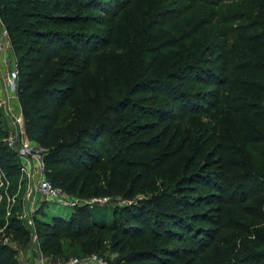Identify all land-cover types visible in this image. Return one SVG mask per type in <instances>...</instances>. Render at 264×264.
I'll list each match as a JSON object with an SVG mask.
<instances>
[{
    "label": "trees",
    "instance_id": "16d2710c",
    "mask_svg": "<svg viewBox=\"0 0 264 264\" xmlns=\"http://www.w3.org/2000/svg\"><path fill=\"white\" fill-rule=\"evenodd\" d=\"M205 1L214 3L213 9L231 3L222 7L231 8L230 15L222 16V20L236 24V40L245 46L244 53L234 51L229 58L224 42L217 39L210 46L199 45L192 56L183 58L180 65L169 71H152L158 58H143L138 60L142 67L139 63L132 66L131 85L117 87L110 94L86 88L79 82L74 84L84 74L92 55L110 42L102 33L76 30L73 26L95 20L105 26L125 8L126 0H0V19L17 56L18 94L26 129L31 139L48 148L47 176L65 191L78 188L80 194L88 195L118 191L117 194L133 198L147 190V185L142 184L146 177L135 180L136 171L144 175L156 170L166 174L185 151V144L178 143L174 136V125L183 119L201 113L218 115L228 107L250 121L249 127L237 132L225 125L215 126V136H210L212 142H217L218 157L213 168L184 176L190 182H200L210 191L208 195L152 194L138 204L101 213L102 218L81 206L69 216L57 214L38 220L36 234L39 249L45 255L54 259L70 257L63 254L60 236L94 248L101 245L105 235L122 243L121 262L181 263L183 256L191 253L181 243H193L202 254H207L220 227L234 230L238 238L232 245L231 257L212 264H264V231L251 230L252 224L244 225L224 212L225 206H238L248 221L264 223V20L257 15L262 5L247 10L245 6L251 0ZM63 3L74 10L58 12ZM90 10L100 14L95 16ZM232 66L235 67L231 71ZM183 80L204 90L194 92L182 82L176 83ZM229 82L236 90L224 103V87ZM50 109L57 111L49 112ZM205 147H196L195 154L202 157ZM3 158H7L12 188L16 190L20 176L16 170L21 169L19 157L8 144H0V160ZM102 162L112 167L110 173L103 174L98 168ZM185 167L180 168L183 173L189 170ZM6 202L0 206V226L14 244L32 242L30 231L17 216L19 206L6 225ZM46 204L39 209L44 216ZM203 204L209 207L207 213L190 212ZM146 213L159 224L147 233L137 224L143 223ZM201 219L208 220L212 227H192ZM143 234L157 243L166 235L180 246L133 249ZM92 253L96 252L77 255ZM20 258L13 246L0 244V264H21ZM205 262L209 264L207 257Z\"/></svg>",
    "mask_w": 264,
    "mask_h": 264
},
{
    "label": "rangeland",
    "instance_id": "374dc122",
    "mask_svg": "<svg viewBox=\"0 0 264 264\" xmlns=\"http://www.w3.org/2000/svg\"><path fill=\"white\" fill-rule=\"evenodd\" d=\"M59 1L62 2V0ZM123 1L124 0H122V2ZM203 1L205 0H126L127 3H124L126 4L125 8L120 11L113 22H110L105 26H100L99 23L101 22L98 20L86 25H72L76 30L84 28L94 33H102L105 37H108L110 42L109 46L92 55L91 59L87 62L84 74L79 77L74 84L79 82L86 88L100 90L111 94V90H115L117 87H126L127 84L129 87L131 85L130 76L132 66L139 63L138 65L142 67L138 60L141 61L143 58H158L159 61L152 66V71H169L174 66L176 68L180 65L183 58L185 59L192 56L194 52L197 51L199 45L204 44V47H207L217 39L224 42V45L226 46V54L229 58H231V53L234 51L244 53L245 46L239 45L236 40V24L233 21L226 22V20H222V16L226 18L231 12V8L222 7L231 3H222L220 6L216 7V9H213L214 3L210 4ZM256 5H262V10L260 13H257V15L261 16L264 20V0H251L246 6L244 4L247 10H251L252 7L256 9ZM165 8H168L167 11ZM222 9L224 10L222 11ZM64 10L73 11L74 9H68L67 4L63 3L58 7V12ZM90 12L95 16L100 14V11L90 10ZM107 18H109V16H107ZM204 40H207V42L204 43ZM10 50L9 70H19L17 56L12 46ZM206 57H208V55ZM233 67L235 66L230 67L231 71ZM7 69L4 67L0 68V99L2 96L3 85L10 72ZM180 82H182L185 87L194 90V92L204 90L202 86L192 85L186 80L177 81L176 83L181 84ZM235 90L232 82L226 84L224 87V103L228 101L227 98H230L231 95L233 96ZM76 96L77 94L73 95L74 99ZM224 103L222 107L224 106ZM52 111L56 112L57 109L49 110V112ZM224 111L225 112L219 113L218 115L201 113L183 119L181 122L174 125V136L179 140L178 143L185 144V151L183 154L177 156V159H175L176 165L173 164V167L168 169L166 174L156 170L152 174L144 175L142 172L138 173L139 171H136L135 173L138 174V177H136L135 180H144V177H146L142 184L147 185V190L140 193L136 192L137 194L133 198H128L123 195V193L117 194L118 191L112 194L104 192H99L97 194L91 192L89 195L87 193L80 194L78 188L69 190L70 192L66 191L67 195L70 199H79L82 203L89 202L92 198L98 200L107 198L108 201L104 203L96 202L91 205H85L90 208L94 214H97L96 218H102L101 213H108L113 209H121L133 204H138L141 200L146 199L152 194H157L159 196L191 194L195 197L208 195L210 191L205 189L200 182H190V180L185 179L184 176L191 172H206L209 170L210 166L213 168V162L218 157L215 151V145L217 142H212L210 136H215L212 134L215 126L225 125L235 132L250 126L249 119L244 116L240 117L234 109L226 107ZM211 113H213V111ZM0 129L2 130L0 132V144L6 146L8 143L5 141V138L10 132H15L16 127L12 124V121L4 115L1 108ZM26 132L29 135L27 129ZM204 145L207 146L205 147L206 151L202 157H199L198 154H195V152H197L196 147L202 148ZM178 163L182 164V166L178 165ZM181 167L189 168V170L183 173L180 169ZM98 168L104 171L103 174L110 173L112 170V167L104 162L100 163ZM0 173V184L5 177L10 179V185L8 187H0V194H17V191H20V198L26 194L28 187L27 184L20 190L12 188V175L7 167V158L0 160ZM16 173L17 175L20 173V176L18 175V180H25V177L21 174V169L17 168ZM105 183H103V187L105 186ZM80 184L81 182L79 185ZM92 190L93 188L91 191ZM88 191H90V189H88ZM4 201L6 200L0 202V206ZM16 206H19L17 212L20 211L21 208L19 202ZM26 206L29 207V201L26 202ZM27 207H24V209L28 210L29 208ZM5 208L7 211V202ZM43 209L46 216L38 211V219L34 220L33 226L35 230H33L32 233H35L36 236L37 228L39 226V224H37L38 220H48V218L57 214L69 216L74 210L54 203H47ZM207 209H209V207H205V204H203L199 207L193 208L190 212L203 214L207 213ZM224 212L227 214L226 216L228 218L233 217L244 225L252 224V226L250 225L251 230L264 231V223L259 224L255 220L248 221L247 217H245L238 206H225ZM0 219H2V215H0ZM142 220L143 223L138 222L137 224H140V226L146 230V233L159 225L158 222L156 223L148 213L143 215ZM212 225L213 224L208 222V220L201 219L200 221L198 220L195 222V226L192 225V227L210 228ZM145 234L141 235L133 249L137 250L139 248H147L148 246H159L162 248L161 250H163L165 247L173 249L174 246L179 245V242L170 241L166 235H164V240L161 243H157ZM33 238L35 237L32 236V242H29L26 245L16 246V244L11 241L12 238L6 235L4 228L0 226V244L13 246L14 249L18 250L19 254L23 251H28L29 249L33 251L36 246L33 242ZM237 238L238 235L234 230L227 231L218 227L216 236L213 239L214 241L209 245L207 254H202L200 249L198 250L193 243H181V245L187 246L191 253L183 256V262L180 263L175 260L169 264H206V257L209 259V264H212L215 261H222L224 260L223 257L226 259L231 257L229 254L233 250L232 245H234ZM58 241L63 244V254L66 256L71 257L81 253L96 252L103 254L114 264H127L121 262L120 259L122 256V253L120 252L122 243H118V241L113 242L111 239H108V236L104 235L101 245L95 246L94 248L83 247L81 242L79 244L73 243L66 235L60 236ZM130 242H132V240H130ZM70 243H73V245L70 246Z\"/></svg>",
    "mask_w": 264,
    "mask_h": 264
},
{
    "label": "built area",
    "instance_id": "2783aa9c",
    "mask_svg": "<svg viewBox=\"0 0 264 264\" xmlns=\"http://www.w3.org/2000/svg\"><path fill=\"white\" fill-rule=\"evenodd\" d=\"M0 28L3 39L7 40L6 43L0 42V60L2 66L10 71L3 85L0 108L16 127V131L10 132L5 141L17 153L21 165V174L25 177V180H19L17 190L22 189L26 184L28 186L27 192L22 198L19 196L20 191H17V194L3 193L0 194V202L3 200L7 201L6 225L8 224V218L14 212L15 206L18 202L20 203L21 210L17 212V216L32 236L35 237L33 242L36 245L34 249L32 248L33 251L29 249L20 253V262L21 264H112L108 258L99 253L75 255L67 259H54L45 255L39 249L38 238L32 232L35 230L33 226L34 220L38 216V211L43 203H54L75 209L96 202L104 203L108 199L102 198L98 200L92 198L89 202L83 203L79 199H70L65 190L55 186L47 177L45 156L48 148L31 139L26 132L24 114L18 97L20 73L18 69L9 70V57L12 45L8 31L2 25L1 19ZM9 180L5 177L0 187H8L10 185ZM27 201H29V207L26 206ZM24 207L29 209L26 210Z\"/></svg>",
    "mask_w": 264,
    "mask_h": 264
},
{
    "label": "crops",
    "instance_id": "0c3cea01",
    "mask_svg": "<svg viewBox=\"0 0 264 264\" xmlns=\"http://www.w3.org/2000/svg\"><path fill=\"white\" fill-rule=\"evenodd\" d=\"M6 41H7V40H6V39H5V40L3 39L2 35H1V32H0V42H4V43H6ZM1 67H3V66H2V63H1V60H0V68H1ZM1 73H2V72H1Z\"/></svg>",
    "mask_w": 264,
    "mask_h": 264
}]
</instances>
